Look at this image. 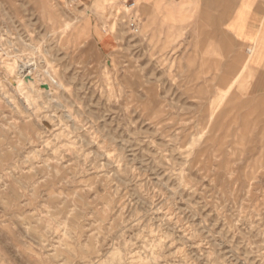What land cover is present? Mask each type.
Wrapping results in <instances>:
<instances>
[{"label":"rangeland","instance_id":"rangeland-1","mask_svg":"<svg viewBox=\"0 0 264 264\" xmlns=\"http://www.w3.org/2000/svg\"><path fill=\"white\" fill-rule=\"evenodd\" d=\"M116 2L0 0V264H264L246 59Z\"/></svg>","mask_w":264,"mask_h":264},{"label":"crops","instance_id":"crops-1","mask_svg":"<svg viewBox=\"0 0 264 264\" xmlns=\"http://www.w3.org/2000/svg\"><path fill=\"white\" fill-rule=\"evenodd\" d=\"M93 4L98 0H79ZM143 22H163L201 29L223 64L236 71L246 59L251 95L264 97V0H135ZM103 40L104 35H98ZM100 32V31H99ZM231 82L226 85V91Z\"/></svg>","mask_w":264,"mask_h":264},{"label":"built area","instance_id":"built-area-1","mask_svg":"<svg viewBox=\"0 0 264 264\" xmlns=\"http://www.w3.org/2000/svg\"><path fill=\"white\" fill-rule=\"evenodd\" d=\"M76 1V0H75ZM135 0H117L112 8V12H117L130 32L137 34L142 26V18L138 12Z\"/></svg>","mask_w":264,"mask_h":264}]
</instances>
